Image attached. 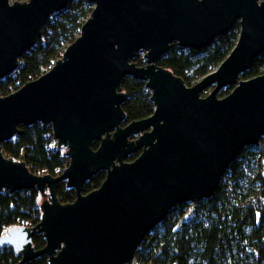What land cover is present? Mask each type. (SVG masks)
Wrapping results in <instances>:
<instances>
[{
	"label": "water",
	"instance_id": "obj_1",
	"mask_svg": "<svg viewBox=\"0 0 264 264\" xmlns=\"http://www.w3.org/2000/svg\"><path fill=\"white\" fill-rule=\"evenodd\" d=\"M72 1L0 0V82ZM86 1L94 8L79 38L45 74L0 98V194L37 190L44 199L37 225L0 236V251H15L17 264L44 255L49 264H133L147 235L174 209L211 199L233 162L264 138V74L240 80L264 53V1ZM237 23L234 49L195 85L160 65L173 43L209 49ZM142 53L139 66L134 60ZM127 77L146 83L155 111L125 125ZM37 123L52 127L70 160L58 176L36 174L4 155L3 144ZM101 171L103 184L84 194ZM61 182L75 191L74 202L59 199ZM35 234L46 241L40 250Z\"/></svg>",
	"mask_w": 264,
	"mask_h": 264
},
{
	"label": "trees",
	"instance_id": "obj_2",
	"mask_svg": "<svg viewBox=\"0 0 264 264\" xmlns=\"http://www.w3.org/2000/svg\"><path fill=\"white\" fill-rule=\"evenodd\" d=\"M94 5L86 0H73L68 7L54 14L43 30L40 41L19 62L17 71L0 82V98L19 90L45 74L60 59L66 48L81 35L84 23L90 18ZM240 35V25L226 36L219 37L213 46L204 50L180 48L171 45L169 53L160 65L186 85L193 86L216 70L234 49ZM145 64L142 56L134 60ZM264 74V53L257 58L243 76L251 79ZM232 87L221 91L220 97L230 94ZM127 97L123 104L125 125L153 115L155 105L146 83L127 77L121 84ZM23 133L3 144L6 157L25 162L36 174L60 175L70 164L66 152L59 150L53 138V129L37 123L21 127ZM98 143L94 144L97 149ZM139 153L133 154L134 161ZM251 168V174L247 173ZM215 195L200 202L193 216L181 223L168 218L156 233L147 235L136 253L135 260L142 264H264V138L255 151L244 150L228 169ZM106 172L93 176L84 186V194L103 184ZM62 203H72L76 195L65 182L58 185ZM40 195L37 190L0 194V236L14 226H35L42 218ZM185 205L179 209V217L185 215ZM36 250L45 247L43 235L35 234ZM21 259L12 249L0 251V264H17ZM29 264H49L44 255Z\"/></svg>",
	"mask_w": 264,
	"mask_h": 264
},
{
	"label": "rangeland",
	"instance_id": "obj_3",
	"mask_svg": "<svg viewBox=\"0 0 264 264\" xmlns=\"http://www.w3.org/2000/svg\"><path fill=\"white\" fill-rule=\"evenodd\" d=\"M16 1H18V2H27V1H29V0H16ZM211 48H212V47H211ZM240 80H246V78H245L243 75H241ZM231 87H232V90H233V86H231ZM232 90H229V93H230ZM211 91H212V89H209L206 93H204L203 96H207V95H209ZM14 92H15V91H14ZM12 93H13V92H12ZM220 94H221V92H220ZM227 95H228V94H226L225 96H227ZM219 96H220V95H219ZM225 96H224V97H225ZM262 140H263V139H262ZM257 147H258V146L246 149V154L255 151ZM247 173H248L249 175L251 174V168H247ZM225 179H226V177H224L223 180H225ZM43 200H44L43 198H40V203H42ZM198 204H199V203H198ZM198 204H192V203H188V204H186V207H185V209H184V211H185V215H184L183 217H181V218H178V217H179V209H177V210H176L175 212H173V213H170V215L168 216V218H171L172 220H177V219H178V221L181 223L184 219L189 218V217H191V216H193V215L195 214V212H196V208H197ZM178 207H179V206H178ZM178 207H177V208H178ZM159 228H160V225H159L158 227H156V228L153 230L152 233H156V231H158ZM133 264H142V263L139 262V261H137V259H136L135 262H134Z\"/></svg>",
	"mask_w": 264,
	"mask_h": 264
},
{
	"label": "built area",
	"instance_id": "obj_4",
	"mask_svg": "<svg viewBox=\"0 0 264 264\" xmlns=\"http://www.w3.org/2000/svg\"><path fill=\"white\" fill-rule=\"evenodd\" d=\"M144 54H145V53H142L140 56H142V57H143V56H144ZM143 58H144V57H143Z\"/></svg>",
	"mask_w": 264,
	"mask_h": 264
},
{
	"label": "flooded vegetation",
	"instance_id": "obj_5",
	"mask_svg": "<svg viewBox=\"0 0 264 264\" xmlns=\"http://www.w3.org/2000/svg\"><path fill=\"white\" fill-rule=\"evenodd\" d=\"M261 1H264V0H261ZM237 24H239V23H237Z\"/></svg>",
	"mask_w": 264,
	"mask_h": 264
}]
</instances>
